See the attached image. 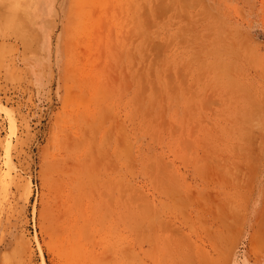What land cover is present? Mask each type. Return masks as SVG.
Listing matches in <instances>:
<instances>
[{
	"label": "rangeland",
	"instance_id": "obj_1",
	"mask_svg": "<svg viewBox=\"0 0 264 264\" xmlns=\"http://www.w3.org/2000/svg\"><path fill=\"white\" fill-rule=\"evenodd\" d=\"M0 264H264V0H0Z\"/></svg>",
	"mask_w": 264,
	"mask_h": 264
},
{
	"label": "bare ground",
	"instance_id": "obj_2",
	"mask_svg": "<svg viewBox=\"0 0 264 264\" xmlns=\"http://www.w3.org/2000/svg\"><path fill=\"white\" fill-rule=\"evenodd\" d=\"M141 2V1H140ZM141 4V3H140ZM144 4V3H143ZM69 208V207H68Z\"/></svg>",
	"mask_w": 264,
	"mask_h": 264
}]
</instances>
